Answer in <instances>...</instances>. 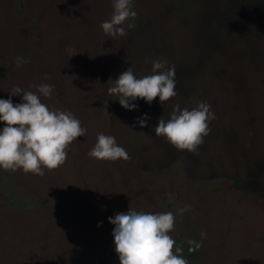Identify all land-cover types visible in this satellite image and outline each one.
I'll use <instances>...</instances> for the list:
<instances>
[{
    "label": "rangeland",
    "instance_id": "374dc122",
    "mask_svg": "<svg viewBox=\"0 0 264 264\" xmlns=\"http://www.w3.org/2000/svg\"><path fill=\"white\" fill-rule=\"evenodd\" d=\"M132 8L127 35L113 38L100 27L113 0H0V99L22 103L11 89L52 85L41 102L87 129L66 163L42 177L0 169V264H119L108 220L129 209L172 212L169 235L189 264H264V0H132ZM68 48L78 54L69 59ZM160 57L176 66L178 96L165 106L137 99L128 111L108 94L127 68L142 78ZM195 101L216 117L199 154L154 131L173 105ZM100 133L131 159L90 158ZM190 240L202 247L191 251Z\"/></svg>",
    "mask_w": 264,
    "mask_h": 264
},
{
    "label": "clouds",
    "instance_id": "9594fccd",
    "mask_svg": "<svg viewBox=\"0 0 264 264\" xmlns=\"http://www.w3.org/2000/svg\"><path fill=\"white\" fill-rule=\"evenodd\" d=\"M113 13L109 20L101 23L105 35L113 38L126 36L125 22L137 16L132 8V0H113ZM69 59L78 54L68 48ZM152 74L137 78L132 68H127L107 89L120 106L133 111L137 99L149 105L159 97L162 105L178 96L176 91V66L170 65L163 57L151 61ZM47 79V76H45ZM37 87L29 85V88ZM12 96L22 94V103L13 104L9 98L0 99V169L15 173L22 170L24 174L44 176L59 169L66 163L67 149L87 129L69 111L51 110L41 102V96L51 97L53 86L40 84L37 92L13 88ZM191 109L181 108L179 103L172 106L167 121L161 116L155 127L156 137H163L179 151L199 154V148L211 132V123L216 119L211 106L204 101H195ZM147 115L138 118L141 128L148 126ZM97 161H128L131 156L120 147L116 138L103 133L98 134L95 146L87 154ZM171 203L174 197L166 193ZM180 215L190 211V205L177 210ZM176 216L172 212L145 213L129 209L126 213H117L108 222L114 226L115 252L119 264H189L180 254L182 248L175 247L176 241L169 233L174 230ZM102 224V222H101ZM98 224L97 227H100ZM206 233L201 232L203 238ZM195 252L202 244L190 240Z\"/></svg>",
    "mask_w": 264,
    "mask_h": 264
}]
</instances>
